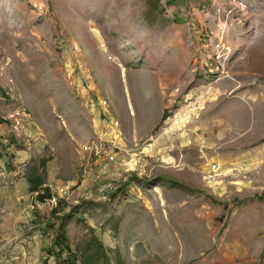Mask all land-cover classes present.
Here are the masks:
<instances>
[{"label": "rangeland", "instance_id": "374dc122", "mask_svg": "<svg viewBox=\"0 0 264 264\" xmlns=\"http://www.w3.org/2000/svg\"><path fill=\"white\" fill-rule=\"evenodd\" d=\"M0 264H264V0H0Z\"/></svg>", "mask_w": 264, "mask_h": 264}, {"label": "bare ground", "instance_id": "6f19581e", "mask_svg": "<svg viewBox=\"0 0 264 264\" xmlns=\"http://www.w3.org/2000/svg\"><path fill=\"white\" fill-rule=\"evenodd\" d=\"M66 183L67 184H63L62 186H60L59 187V189H58V195L59 196H61V197H68V196H70L69 195V191L72 189V187H70V188H67L70 184H69V181H66ZM75 187V186H74ZM73 187V188H74ZM62 188H65V189H68V194H65L64 193V191H61V189ZM64 189V190H65ZM51 199L52 200H50L48 197H46V198H44V200H45V204L44 205H40V207H46L47 205H51V206H54V205H56L57 204V198H56V195L55 194H52L51 195ZM55 199V200H54ZM44 200H42V201H44Z\"/></svg>", "mask_w": 264, "mask_h": 264}, {"label": "trees", "instance_id": "16d2710c", "mask_svg": "<svg viewBox=\"0 0 264 264\" xmlns=\"http://www.w3.org/2000/svg\"><path fill=\"white\" fill-rule=\"evenodd\" d=\"M166 117H167V116H166V114H165L163 118L165 119ZM30 181H31V183H32V186H31L32 190H37V189L39 188V186L43 184L42 179H36V180H31V179H30ZM50 195H51L50 188H49V187H45V188H44V195H40V198L43 199L44 196H45V197H47V196L51 197ZM54 211H55V210H54ZM55 253H57L58 255L60 254V252H55Z\"/></svg>", "mask_w": 264, "mask_h": 264}, {"label": "clouds", "instance_id": "9594fccd", "mask_svg": "<svg viewBox=\"0 0 264 264\" xmlns=\"http://www.w3.org/2000/svg\"><path fill=\"white\" fill-rule=\"evenodd\" d=\"M35 191H37V190H35ZM37 192H38V191H37ZM52 194H53V193H52ZM52 194H51V195H52ZM40 195H44V190H43V191H41V193H38V198H39V201H42V200H44V198H46V197L44 196V198H43V199H41V198H40ZM51 195H50V196H51ZM47 197H49V196H47ZM49 207H51V208H52L53 206L49 205Z\"/></svg>", "mask_w": 264, "mask_h": 264}, {"label": "built area", "instance_id": "2783aa9c", "mask_svg": "<svg viewBox=\"0 0 264 264\" xmlns=\"http://www.w3.org/2000/svg\"><path fill=\"white\" fill-rule=\"evenodd\" d=\"M44 204H45V200L39 202V206H40V205H44Z\"/></svg>", "mask_w": 264, "mask_h": 264}]
</instances>
